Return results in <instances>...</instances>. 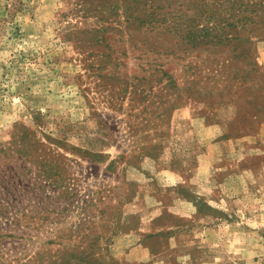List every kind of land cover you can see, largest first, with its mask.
I'll use <instances>...</instances> for the list:
<instances>
[{"label": "rangeland", "instance_id": "rangeland-1", "mask_svg": "<svg viewBox=\"0 0 264 264\" xmlns=\"http://www.w3.org/2000/svg\"><path fill=\"white\" fill-rule=\"evenodd\" d=\"M0 264H264V0H0Z\"/></svg>", "mask_w": 264, "mask_h": 264}]
</instances>
